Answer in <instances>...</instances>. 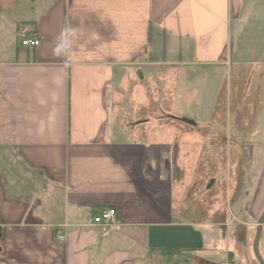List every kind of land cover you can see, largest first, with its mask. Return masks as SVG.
Wrapping results in <instances>:
<instances>
[{
    "label": "crops",
    "instance_id": "obj_1",
    "mask_svg": "<svg viewBox=\"0 0 264 264\" xmlns=\"http://www.w3.org/2000/svg\"><path fill=\"white\" fill-rule=\"evenodd\" d=\"M160 70L171 91L175 74L252 85L249 120L232 125L249 174L226 176L224 212L219 166L206 195L174 178L209 142L158 124ZM263 105L264 0H0V147L41 175L29 200L9 198L0 167V264H257ZM106 208L117 224L92 226ZM167 247L195 252L171 262Z\"/></svg>",
    "mask_w": 264,
    "mask_h": 264
},
{
    "label": "rangeland",
    "instance_id": "obj_2",
    "mask_svg": "<svg viewBox=\"0 0 264 264\" xmlns=\"http://www.w3.org/2000/svg\"><path fill=\"white\" fill-rule=\"evenodd\" d=\"M201 72L202 74H209V70L206 68H202ZM158 73V77L162 79H158L155 89L151 92V98L154 99L153 96L156 98L155 103L157 100L158 124L160 125L166 121H172L174 123L179 121L184 123L190 122L188 128L175 130L174 136L186 137L188 141H192V138L199 137L209 142L205 144L203 149L199 150L200 156L194 159L191 158V153H193L197 145L189 146L191 153L188 151V155L185 154L182 159H179V161L188 162L189 166L182 168L180 174H174V178L176 182H184L190 187H196L195 191L197 193L201 191L200 188L203 190V186L206 187V195L208 192L207 187L213 180V178L206 180L207 175L219 166L222 174V182L219 185V179H217L213 189H216L217 186L222 189L220 202L224 212L226 210L224 196L226 176L230 178V186L234 188L235 186H239V181L247 178L249 174L248 164L239 158L240 154L238 157H234V149L238 144L235 141V136L232 134V125L237 120H249L245 110L251 104L253 94L252 85L246 87V79H239L238 81L232 79L237 83V87L234 89L232 82L230 83L224 77L221 79L218 77V80H207L204 84L200 85L195 80L185 82V80L183 81L181 79V75L178 78V75L175 74L177 79L173 81L174 86L171 91L168 87L166 88L164 70H160ZM159 133H161L160 130ZM217 147L220 148V158L214 162L210 156L213 155V149ZM202 153H205V158H202ZM198 158L200 160L197 165L196 160L198 161ZM192 160H195L194 165ZM17 162L19 161L14 159L7 151L0 154V165L8 171L9 184L14 187L20 186L18 187V191L22 189V186L35 185L36 182L34 180H28V174ZM201 165L205 168L204 173H199ZM206 201L208 202V197ZM168 257L171 262H176L182 258L181 256ZM145 260L142 264L147 263ZM190 260L192 259L190 258ZM155 264L159 263L155 262ZM241 264L247 263L242 262Z\"/></svg>",
    "mask_w": 264,
    "mask_h": 264
},
{
    "label": "trees",
    "instance_id": "obj_3",
    "mask_svg": "<svg viewBox=\"0 0 264 264\" xmlns=\"http://www.w3.org/2000/svg\"><path fill=\"white\" fill-rule=\"evenodd\" d=\"M9 152V154L14 158L16 159L17 161V164H19L21 167L24 168L25 172L28 174L27 177H28V180L31 181V180H34L36 182L35 185L33 186H22V189L19 190L18 187L20 186H11L9 184V181H8V171H6V169L3 168L2 165H0L1 167V175H2V178H3V181H4V185H5V190H6V194L9 198H16V199H25V200H29L32 196V193L35 191L36 189V185L38 183V179L41 175H39L38 173L36 172H32V171H29L25 165L17 159V156L15 154L12 153L11 150L5 148V147H0V154H2L3 152ZM102 210V209H101ZM99 211L95 212L93 214V216H95ZM160 252L162 253L163 256L167 257V256H170V255H180L181 253H189V252H195L194 250H183V249H180V248H176V247H167V248H163L160 250Z\"/></svg>",
    "mask_w": 264,
    "mask_h": 264
},
{
    "label": "built area",
    "instance_id": "obj_4",
    "mask_svg": "<svg viewBox=\"0 0 264 264\" xmlns=\"http://www.w3.org/2000/svg\"><path fill=\"white\" fill-rule=\"evenodd\" d=\"M20 45L28 48H36L39 46V41L37 39L26 38L21 40ZM117 224V213L113 208H106L100 210L95 216L92 218V226H103V227H111ZM219 264H239L232 261H224Z\"/></svg>",
    "mask_w": 264,
    "mask_h": 264
},
{
    "label": "water",
    "instance_id": "obj_5",
    "mask_svg": "<svg viewBox=\"0 0 264 264\" xmlns=\"http://www.w3.org/2000/svg\"><path fill=\"white\" fill-rule=\"evenodd\" d=\"M263 224H264V210L258 220L253 243H252V251L257 264H264V260L259 252V241L261 236V228ZM0 236H1V227H0Z\"/></svg>",
    "mask_w": 264,
    "mask_h": 264
}]
</instances>
